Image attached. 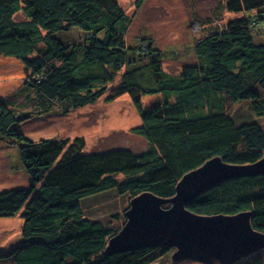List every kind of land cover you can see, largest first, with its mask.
I'll use <instances>...</instances> for the list:
<instances>
[{
  "label": "trees",
  "instance_id": "16d2710c",
  "mask_svg": "<svg viewBox=\"0 0 264 264\" xmlns=\"http://www.w3.org/2000/svg\"><path fill=\"white\" fill-rule=\"evenodd\" d=\"M143 1L137 0L136 8ZM219 4L242 17L207 28L193 44L195 63L170 76L154 39L127 43L130 20L119 0H0V56L24 65L28 73L20 108H30L22 111L0 101V119H12L0 132L19 147L29 188L0 194V213L16 203L14 214L25 207L26 195L35 194L22 213L20 239L0 254V264H154L174 249L105 255L133 198L150 193L171 199L185 174L216 157L229 165L264 157V128L251 118V113L264 115V0ZM19 12L24 21L15 20ZM257 31L262 42L256 41ZM122 68L116 93H128L139 113L141 125L132 134L147 142L144 153L85 154L79 139L71 146L66 140L33 142L15 128L31 117L95 103ZM153 95H161L164 103L143 109L142 97ZM243 103L248 116L227 110ZM108 191L125 197L127 210L111 220L86 215L84 202ZM8 198L10 204L4 205ZM186 209L205 217L249 212L252 228L264 234V176L225 181ZM263 261L264 249L236 264Z\"/></svg>",
  "mask_w": 264,
  "mask_h": 264
},
{
  "label": "rangeland",
  "instance_id": "374dc122",
  "mask_svg": "<svg viewBox=\"0 0 264 264\" xmlns=\"http://www.w3.org/2000/svg\"><path fill=\"white\" fill-rule=\"evenodd\" d=\"M119 2L130 20L126 35L127 43L143 37L154 39L155 46L164 55L162 69L170 76L181 75L186 66L195 63L193 44L205 35L207 28L217 25L223 27L228 21L242 17L221 9L219 0H144L139 8L135 5L137 0ZM15 20L24 21L23 13L19 12ZM259 33L256 32L255 38L257 42H262ZM0 64L3 65V70H0V101L22 111H30L29 107L20 108L25 101L26 92H23L22 86L28 73L24 65L14 58L3 56H0ZM124 72L122 68L114 82L108 84L105 95L95 103L67 113L57 109L46 115L31 117L15 128L33 142L43 139L66 140L69 142L68 146H71L79 139L84 144L85 154H98L115 149L144 153L148 149L147 142L132 134V130L141 125L139 113L128 93L119 95L116 93ZM261 93L264 96V91ZM142 98L143 109L165 101L161 95ZM227 110L232 116L249 115L245 103L229 104ZM121 118H125L127 123L117 122ZM251 118L264 128V115L258 118L251 113ZM11 120L9 116L0 119V127L5 130ZM2 135L1 131L0 194L23 193L29 188L28 177L19 157V147L9 144L10 137L4 135L1 137ZM25 197L23 202L27 207L35 199V194L32 192ZM9 204L10 198L4 202V205ZM126 204L125 197L121 198L114 191H108L86 200L84 210L86 215L94 219L111 220L113 215L127 210ZM15 206L16 203L10 211H13ZM25 207H21L14 214L10 211L6 214L0 213V254L10 251L20 239L24 222L22 213ZM1 211L3 210L0 205ZM172 253L164 254L161 260L154 264H199L191 260L173 262ZM253 255L254 253L248 257Z\"/></svg>",
  "mask_w": 264,
  "mask_h": 264
},
{
  "label": "water",
  "instance_id": "95a60500",
  "mask_svg": "<svg viewBox=\"0 0 264 264\" xmlns=\"http://www.w3.org/2000/svg\"><path fill=\"white\" fill-rule=\"evenodd\" d=\"M258 176H264V157L249 165H229L216 157L185 174L171 199L150 193L136 196L124 214V226L109 239L105 255L165 248L174 249L173 262L238 263L264 249V234L252 228L251 213L205 217L188 211L186 206L225 181Z\"/></svg>",
  "mask_w": 264,
  "mask_h": 264
},
{
  "label": "bare ground",
  "instance_id": "6f19581e",
  "mask_svg": "<svg viewBox=\"0 0 264 264\" xmlns=\"http://www.w3.org/2000/svg\"><path fill=\"white\" fill-rule=\"evenodd\" d=\"M4 65H5V63H3ZM2 64H0V70H3V68H2ZM9 74V73H8ZM126 121V119L125 118H121V119H119L117 122H125ZM125 123H127V122H125Z\"/></svg>",
  "mask_w": 264,
  "mask_h": 264
}]
</instances>
